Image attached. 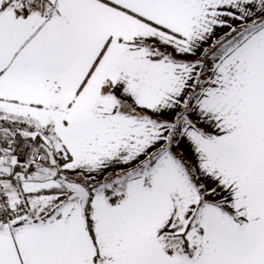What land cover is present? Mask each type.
<instances>
[{
	"label": "snow or ice",
	"instance_id": "snow-or-ice-1",
	"mask_svg": "<svg viewBox=\"0 0 264 264\" xmlns=\"http://www.w3.org/2000/svg\"><path fill=\"white\" fill-rule=\"evenodd\" d=\"M0 264H264V0H0Z\"/></svg>",
	"mask_w": 264,
	"mask_h": 264
}]
</instances>
